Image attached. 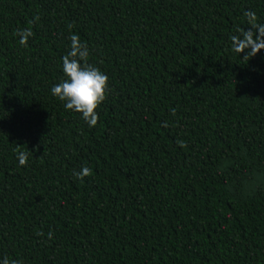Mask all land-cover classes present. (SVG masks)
Here are the masks:
<instances>
[{"label":"trees","instance_id":"1","mask_svg":"<svg viewBox=\"0 0 264 264\" xmlns=\"http://www.w3.org/2000/svg\"><path fill=\"white\" fill-rule=\"evenodd\" d=\"M259 25L264 0H0V255L264 264ZM73 33L108 77L93 127L50 91Z\"/></svg>","mask_w":264,"mask_h":264},{"label":"clouds","instance_id":"2","mask_svg":"<svg viewBox=\"0 0 264 264\" xmlns=\"http://www.w3.org/2000/svg\"><path fill=\"white\" fill-rule=\"evenodd\" d=\"M246 15L252 17L254 13L248 12ZM258 27L264 28V25ZM15 35L19 44L25 45L32 32L25 28L18 30ZM69 39V49L61 56V68L65 78L54 84L50 91L54 97L64 102L65 109L79 113L87 126L93 127L98 119L96 109L105 99L108 77L100 69L86 62L89 49L77 34H71ZM27 158V153L20 152L17 154V163L23 166L27 163ZM89 172V168L82 166L79 171H74L73 175L76 179H82ZM0 264H21V261L0 255Z\"/></svg>","mask_w":264,"mask_h":264}]
</instances>
